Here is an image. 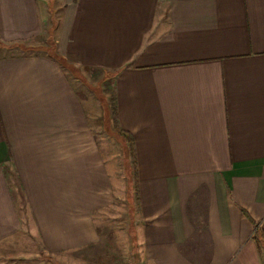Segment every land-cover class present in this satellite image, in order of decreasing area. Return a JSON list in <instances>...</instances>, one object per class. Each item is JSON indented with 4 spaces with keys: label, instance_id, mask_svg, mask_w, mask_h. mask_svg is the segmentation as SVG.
I'll return each instance as SVG.
<instances>
[{
    "label": "crops",
    "instance_id": "crops-1",
    "mask_svg": "<svg viewBox=\"0 0 264 264\" xmlns=\"http://www.w3.org/2000/svg\"><path fill=\"white\" fill-rule=\"evenodd\" d=\"M95 69L133 140L140 263L264 264V0H0V264L100 243Z\"/></svg>",
    "mask_w": 264,
    "mask_h": 264
},
{
    "label": "rangeland",
    "instance_id": "rangeland-1",
    "mask_svg": "<svg viewBox=\"0 0 264 264\" xmlns=\"http://www.w3.org/2000/svg\"><path fill=\"white\" fill-rule=\"evenodd\" d=\"M45 37V41L52 40L50 35ZM86 74L94 76L93 80L86 82L84 93L89 97L95 113L99 115H97V123L100 127L97 129H100L98 133L102 137V151L105 154L111 179L113 178L115 194L110 206L95 216L100 243L77 252L61 255L52 261L55 264H141L136 226L134 225L135 221H133V217L136 216L132 206L135 181L132 164L129 161L130 156L122 139L115 134L113 124L106 122L105 127L103 124L105 121L103 109H110L113 104L112 80H103L102 78L99 80L100 71L97 69L86 71ZM105 92L108 101L103 96ZM28 242L30 241L26 240L21 243L23 250L33 249L28 245L27 248L24 244ZM33 261L35 264H52L47 257L40 258L38 256Z\"/></svg>",
    "mask_w": 264,
    "mask_h": 264
},
{
    "label": "trees",
    "instance_id": "trees-1",
    "mask_svg": "<svg viewBox=\"0 0 264 264\" xmlns=\"http://www.w3.org/2000/svg\"><path fill=\"white\" fill-rule=\"evenodd\" d=\"M112 118L114 119L113 120L114 132H115V134H117V136H119L122 139L123 143L126 146V151L130 156L129 161H130V164H132L131 165L132 166V172L134 174V181H135V161L133 159V156H134L133 140H132L130 135L126 134L124 131L119 129L114 113H112Z\"/></svg>",
    "mask_w": 264,
    "mask_h": 264
}]
</instances>
